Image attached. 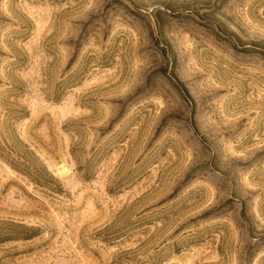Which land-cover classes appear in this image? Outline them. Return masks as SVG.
Returning a JSON list of instances; mask_svg holds the SVG:
<instances>
[{
	"label": "rangeland",
	"instance_id": "obj_1",
	"mask_svg": "<svg viewBox=\"0 0 264 264\" xmlns=\"http://www.w3.org/2000/svg\"><path fill=\"white\" fill-rule=\"evenodd\" d=\"M0 264H264V0H0Z\"/></svg>",
	"mask_w": 264,
	"mask_h": 264
}]
</instances>
